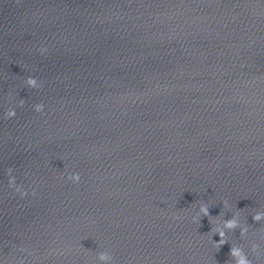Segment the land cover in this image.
Returning <instances> with one entry per match:
<instances>
[{
    "label": "clouds",
    "instance_id": "obj_1",
    "mask_svg": "<svg viewBox=\"0 0 264 264\" xmlns=\"http://www.w3.org/2000/svg\"><path fill=\"white\" fill-rule=\"evenodd\" d=\"M36 53H38L40 56H46L49 53V48L47 45H40L35 49ZM25 85L34 90H40L43 88V82L40 80L39 77L36 76H29L24 81ZM25 104V101L23 99L19 102V107H23ZM46 105L43 102L36 103L33 105V109L36 113L39 114H45ZM17 115L16 110L14 108H9L5 114L4 119H13ZM14 169L9 167L5 169V174L8 177V188L13 189L14 194L19 195L21 199L26 198L29 194L32 196L36 195V190L32 189L29 193L28 189H25L23 184L17 185L16 183V177L13 175ZM65 173H67L65 175ZM27 175V174H26ZM61 177L65 179L67 182H71L72 184H79L82 181V176L79 172H67V167L65 166L64 171L61 172ZM31 188V186H29ZM199 207L198 210L195 206L191 209V211L194 213L191 217L192 222L201 225V219L202 217H207L209 222L211 223V233L212 237L213 235L218 234L220 237L219 242H213V245L216 247L217 251L220 249V247L228 242L226 238L227 232H235L237 229H239L240 232V238L242 240H247L249 235V225L247 224V221H243L241 223L240 216H239V210L234 212L232 214L231 219H224L225 212L221 211L218 216H212L209 214V205L208 203L204 201H199ZM231 205L229 202L225 199L223 201V209H230ZM252 217L253 220L256 222L264 221V211L260 209H255L252 211ZM221 218L220 222L216 224L215 226L212 224V220L210 218ZM183 217L180 215H172L171 219L178 220L182 219ZM264 229V228H262ZM211 237V238H212ZM262 239H264V236H262ZM99 247H103L102 245H99ZM18 251L21 253H28V255H31V252L26 247H19ZM261 256H264V248H262L260 243L252 242L250 246L248 247V250H245L244 246L238 245V244H231V250H230V261L227 262V264H253V259L251 257H255L259 259ZM96 261L98 264H116V258L114 254L108 250H102L96 253L95 256ZM5 264H9L8 258L5 257ZM14 264H26L25 259L23 258H17L14 262Z\"/></svg>",
    "mask_w": 264,
    "mask_h": 264
}]
</instances>
